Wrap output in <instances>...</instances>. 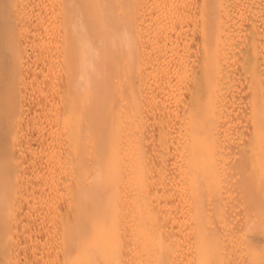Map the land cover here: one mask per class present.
I'll return each instance as SVG.
<instances>
[{
    "label": "bare ground",
    "instance_id": "1",
    "mask_svg": "<svg viewBox=\"0 0 264 264\" xmlns=\"http://www.w3.org/2000/svg\"><path fill=\"white\" fill-rule=\"evenodd\" d=\"M35 1L33 264H264V48L250 22L231 47L238 1ZM17 2L0 0V264L23 191Z\"/></svg>",
    "mask_w": 264,
    "mask_h": 264
},
{
    "label": "rangeland",
    "instance_id": "2",
    "mask_svg": "<svg viewBox=\"0 0 264 264\" xmlns=\"http://www.w3.org/2000/svg\"><path fill=\"white\" fill-rule=\"evenodd\" d=\"M23 1H24L23 2L24 4L21 3L22 0H18L17 3H19V4L17 5V7H18V9H19V7H21L18 11L22 12L21 14H20V12L18 13V15H19L18 16L19 47L22 49V58L24 60L23 66H24V70H26V71H24V74H25L24 75V77H25L24 78V91H23L24 96L22 99L23 106H22V112H21L22 123H21V127H20V133L16 136V138L18 137L16 139V144H14V151H15V154L17 155L16 156L17 160H15V158H14V160L16 162H20V163H16V167L17 166H19V167H18V170L16 168L15 171L16 172L18 171V173L20 174L19 178H20L21 188L23 186V188L21 190H23V191H21V195H20V197H21V201H20L21 204L19 207L20 209L18 208V212H19L18 213V222H17L18 224L16 223L17 228L14 229V231L16 230L15 231L16 234L13 235L14 240L11 243V245H12L14 242V245L11 246V250L13 249V251H11V254H12L11 264H33L34 263L33 261L37 257L36 255H38V253L36 254V251L38 252L39 246H37L38 244L36 243V239L34 240V238H35L34 234L36 233L35 228L40 227L39 226L40 220L37 219L38 215H37V217L35 215V214H38L36 211H34L36 205L34 206V204H32V203H33V201H36L34 199L38 196L37 194H38L39 189L42 188V186L39 185L40 184L39 182L41 181V179L38 180L37 179L38 176L36 174V172L38 170L37 164L40 161V153H41V150H43V148L41 149L40 145L38 144L37 138H36L37 137L36 135H37V133L39 131V127H40L38 125V117L40 115L41 103H44V99H42V98L40 99L39 98L40 95L37 94V90L40 86L39 84L41 83V81H39V80H41V78L39 77L41 72L38 69H41L40 67L43 64V62L41 61L39 49L43 48V46L45 44L42 42V41H44V38H43L44 36L42 37V35H44V34H42L43 31H41L42 28L40 26L42 24H41L39 18H38V20L36 18L39 17V15H40L39 13L42 10V8H41L42 6L40 7L38 5V2H36L35 0H34V2H33V0H29V1L23 0ZM30 1H32V2H30ZM235 1L236 0H233V2H235ZM237 1L238 2H235V3L231 2L234 5L231 3H229L231 5H228L230 7L231 6L233 7V8L231 7L230 10H232L234 12V14L232 13L233 14L232 18H230L231 21L229 20L230 23H229V25L227 24L228 27L226 26V28H228V29L230 28L236 34V35H234L235 37L233 38L234 40L231 44V47L232 48H236V47L239 48L238 46H240V45H241L240 47H243L244 42H246L245 39L246 40L248 39L247 36L249 37V35H250V37H251V35H252L251 33H256L255 31L253 32V30L259 29L261 31L259 32V30H258L259 33L257 32L256 34L260 35L261 40L258 41L259 35L256 37V39L258 38L257 41L260 42L261 44L258 43L257 48H261V47L264 48V46H262V45H264V33H262V32H264V31H262V29L264 30V27H262L264 20L259 21L260 18L255 19L256 16L253 18L254 15H257V14L261 15L260 14L261 10L258 11L259 10L258 8H259V5L261 3L263 5H264V3L263 2L258 3L257 9L255 8L256 5H254L255 6L254 8H250L251 6L248 5L249 8H248V10H246L248 6L246 7L245 2L247 0H237ZM25 2H27V3H25ZM229 2H230V0H229ZM27 4H29L30 6ZM31 4L33 5V7ZM36 4L39 6L38 7L40 9L39 11L37 9ZM244 4H245V7L243 6ZM262 4H261V6H262ZM24 6H26V7L24 8ZM235 7H237V8H235ZM34 8L36 9V11ZM235 10H236L237 14H236ZM32 11H34V12H32ZM28 12H30V13H28ZM31 12H32V14H31ZM240 14H241V16H240ZM35 15H37V16H35ZM28 17H29V19H28ZM233 17H235V18H233ZM237 17H239V18H237ZM233 20H234V22H233ZM255 20L256 21L258 20V21L254 22ZM33 21H35L36 23H34ZM242 21L243 22L247 21L248 24L245 22L243 24ZM23 22H25V23H23ZM249 22L252 25H254V28H256L253 30L251 29L252 32H251L250 28H253V27ZM258 22L260 24H255ZM35 24H36V27L34 26ZM257 27H259V28H257ZM241 28H243V30ZM22 30H23V32H22ZM40 31H41V33H40ZM25 34H26V36H25ZM34 34H35V36H34ZM242 35H244V36H242ZM236 36H237V38H236ZM44 48H46V47L44 46ZM37 55H38V57H37ZM263 68H262V70L264 73ZM240 80L241 79H237L236 84L241 82ZM38 81H39V83H38ZM41 116H42V114H41ZM39 147H40V149H39ZM42 154H43V152H42ZM21 176H23V177H21ZM32 205H33V208H32ZM236 218L237 217H235V219ZM238 219H240V218L238 217L237 220ZM15 235H17V236H15ZM12 261H13V263H12Z\"/></svg>",
    "mask_w": 264,
    "mask_h": 264
}]
</instances>
